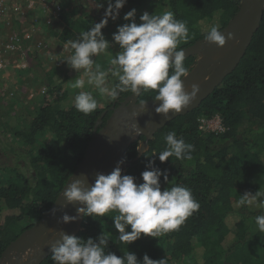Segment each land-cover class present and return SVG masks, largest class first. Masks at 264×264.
I'll use <instances>...</instances> for the list:
<instances>
[{
  "label": "trees",
  "instance_id": "obj_1",
  "mask_svg": "<svg viewBox=\"0 0 264 264\" xmlns=\"http://www.w3.org/2000/svg\"><path fill=\"white\" fill-rule=\"evenodd\" d=\"M71 1L75 8L62 11L64 29L57 35L62 44L77 39L82 31L103 19L105 7L96 6L101 4L99 0L94 5L93 0ZM241 3L242 0H166L168 11L187 23L191 36L179 48L203 40L213 24L224 29L239 12ZM108 26L102 34L110 43ZM17 28L27 72L47 90L39 96L38 112L26 129L16 131L12 137L0 132V260L9 246L55 204L84 160L98 120L112 106L97 108L89 115L78 112L64 88L66 74L57 68L45 72L27 50L20 23ZM199 58L184 60L189 72ZM131 95L120 93V100ZM154 95L152 91L142 92L139 101H152ZM110 115L111 112L106 114L103 124ZM215 117H220L223 133L201 129L203 119ZM172 131L194 146L191 160H159L158 154L166 148L164 137ZM44 132L53 134L54 140L38 147L37 137ZM143 140L141 137L128 148L124 164L129 166L121 171L122 175H131L137 184L143 183L141 174L154 162L153 167L167 175V181L163 175L160 177L161 190L177 184L186 186L199 209L178 230L157 239L142 234L128 247L119 241L112 220L114 213L84 216L82 230L76 237L86 241L103 234L109 239L106 251L123 257L127 250L141 264L144 255L160 260L165 253L175 264H264V259H257L264 233L255 224V217L264 214V209L236 207L245 192H264V16L246 55L214 93L199 108L160 129L149 142V150L139 156ZM126 231H131L130 226ZM51 256L52 253L40 264H54Z\"/></svg>",
  "mask_w": 264,
  "mask_h": 264
},
{
  "label": "clouds",
  "instance_id": "obj_2",
  "mask_svg": "<svg viewBox=\"0 0 264 264\" xmlns=\"http://www.w3.org/2000/svg\"><path fill=\"white\" fill-rule=\"evenodd\" d=\"M127 0H108L105 18L90 29L82 31L78 38L65 43L64 49L72 54L65 60L71 70L86 76L87 83L92 85L101 97L116 99L120 93L130 92L139 95L142 92L155 93L154 102L157 114L165 118L169 114H178L187 109L197 98L200 88L193 84L191 92L185 90L183 80L188 77L189 69L185 66V51L179 48L191 38L187 23L175 18L174 13L166 11L162 14L144 12L141 23L134 20L136 10L132 9L125 16V21H132L119 26L113 34V40L119 45L120 51L110 59V67L104 70L96 62L95 57L111 48L110 43L102 34L108 18L115 20ZM93 0L92 4H95ZM102 7V4H96ZM232 33L227 37L219 24H213L203 36V41L223 48L227 41L233 40ZM238 43V41H237ZM111 74L117 82L109 86L108 76ZM85 81L75 79L73 87L83 89ZM100 101L90 91H80L73 99L75 109L84 114L93 113ZM148 111L145 102L141 101L139 112L133 111L136 119L141 113ZM133 135L139 136L141 129L129 126ZM164 140L166 148L158 156L163 163L174 157L176 160H191L194 146L185 142L172 131ZM122 163V162H121ZM154 162L147 166L149 170L141 174L143 183L137 184L131 175H122L119 165L108 175L97 174L94 184L88 185L86 179H73L63 190L68 205L79 204L83 207L77 213L86 217H103L114 213V228L119 232V241L128 245L144 236L158 238L161 235L176 231L196 212L200 205L191 190L183 185H173L161 190L160 177L167 175L153 167ZM264 209V192L260 190L253 195L245 192L239 196L236 205ZM76 217L63 216V222L75 221ZM259 232L264 233V214L255 217ZM130 226L131 231H126ZM59 240L51 244L54 264H141L134 253L124 252L117 257L108 249L107 239L101 234L96 239L86 241L64 232L59 233ZM142 264H167V259L153 260L144 255Z\"/></svg>",
  "mask_w": 264,
  "mask_h": 264
},
{
  "label": "water",
  "instance_id": "obj_3",
  "mask_svg": "<svg viewBox=\"0 0 264 264\" xmlns=\"http://www.w3.org/2000/svg\"><path fill=\"white\" fill-rule=\"evenodd\" d=\"M263 16L264 0H242L237 15L222 29L225 37L228 33H232L233 40L227 41L223 48H218L214 44H208L200 40L194 45L183 49L185 59L192 56L200 57L198 64L183 80L185 90L188 92H191L193 84L198 85L200 88L196 100L187 109L178 114H169L165 118L155 112L159 102L152 100L145 103L148 109L146 113L139 114L136 119L125 120L121 127V123H118V116L122 111V108H120L114 112L104 131L97 134L96 131L108 112L106 110L98 120L93 140L84 160L71 178L86 179L88 185L91 186L94 184L97 174L108 175L118 165L121 171L126 169L129 164H124V159L132 143L144 137L138 148L139 156H142L149 150V142L160 129L175 118L184 116L199 108L203 101L212 95L224 79L238 67L261 26ZM141 94H132L129 97L128 100L132 101L131 105L134 106V108H128L127 110L131 114L133 111L139 112L140 105H135ZM129 126L133 128L138 126L141 129V134L139 136L133 135ZM116 134H118L119 139H114ZM71 178L67 184L72 182L70 181ZM67 184L65 187H67ZM63 190L48 213L9 246L3 254L0 264H40L52 253L51 244L48 241L55 243L60 238V232L75 237L80 233L84 216L82 214L78 215L77 209L83 206L79 204L68 205L63 196ZM65 214L76 217L75 221L64 223L63 216Z\"/></svg>",
  "mask_w": 264,
  "mask_h": 264
},
{
  "label": "rangeland",
  "instance_id": "obj_4",
  "mask_svg": "<svg viewBox=\"0 0 264 264\" xmlns=\"http://www.w3.org/2000/svg\"><path fill=\"white\" fill-rule=\"evenodd\" d=\"M6 1L7 3H5L9 7H7L6 19L0 21V39L6 40L11 36H18L17 23H20V31L23 33L27 50L41 63L44 71L51 72L57 68L61 70V73L66 74L68 81H66L64 88L72 100L78 92L90 91L100 101L98 108H106L114 102L115 99L107 96L101 97L98 91L87 83L88 78L86 76L71 70L65 62L71 55V50H63L65 44L59 42L57 35L64 29V23L61 20L62 11L75 8L74 2L71 0ZM99 1L105 7L101 13V17L104 19L108 0ZM112 3L114 4L115 0H112ZM165 3L166 0L127 1L115 20L108 18L111 48L100 54L95 59L96 62L104 70L110 67V59L120 51L119 45L113 40V34L117 32L119 26L132 22L124 20V16L129 11L136 10L134 20L140 24V17L144 12L162 14L168 11ZM27 68L28 66L18 48L17 52L8 59L6 69L0 71V132L2 131L8 137H12L16 131L28 127L38 112L39 96L47 90L43 83H36L32 73L27 72ZM76 78L85 81L83 89L73 87ZM108 82L109 86H112L116 83V78L109 74ZM37 139V146L44 147L53 142L54 136L49 132H44ZM161 259H167V264H175L167 253L163 254ZM257 259H264V234L261 240V251Z\"/></svg>",
  "mask_w": 264,
  "mask_h": 264
},
{
  "label": "built area",
  "instance_id": "obj_5",
  "mask_svg": "<svg viewBox=\"0 0 264 264\" xmlns=\"http://www.w3.org/2000/svg\"><path fill=\"white\" fill-rule=\"evenodd\" d=\"M12 1V0H10ZM6 0H0V21L6 19V11L8 5ZM13 2V1H12ZM19 39L17 35L11 36L6 40L0 39V71L6 69L7 61L10 57L15 54L19 48ZM26 67V66H25ZM201 129L215 133H223L224 127L220 117L213 119H203L201 121Z\"/></svg>",
  "mask_w": 264,
  "mask_h": 264
},
{
  "label": "flooded vegetation",
  "instance_id": "obj_6",
  "mask_svg": "<svg viewBox=\"0 0 264 264\" xmlns=\"http://www.w3.org/2000/svg\"><path fill=\"white\" fill-rule=\"evenodd\" d=\"M128 99H129V97L124 99V100H120V96L118 95V97L112 103V106H111L110 110H108V112H107V114L109 112H111V115H110L109 119L104 124L102 122V124L98 127V129L96 131L97 134H100V133H102L104 131V129L108 125V121H110V119L113 116L114 112L116 110L120 109V108H122V111L119 113L120 115L118 116V120H119L118 123H121V127L123 126L125 120L129 121V119L133 118L132 114L127 111L128 108H130V109L134 108V106L131 105L132 101H129ZM139 100H140V98L138 99V101H137L135 106L140 105V101ZM146 102H149V101H146ZM114 139H119L118 138V134H116L114 136Z\"/></svg>",
  "mask_w": 264,
  "mask_h": 264
}]
</instances>
